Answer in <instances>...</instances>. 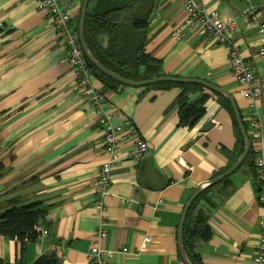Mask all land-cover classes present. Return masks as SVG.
Masks as SVG:
<instances>
[{
	"label": "crops",
	"instance_id": "0c3cea01",
	"mask_svg": "<svg viewBox=\"0 0 264 264\" xmlns=\"http://www.w3.org/2000/svg\"><path fill=\"white\" fill-rule=\"evenodd\" d=\"M60 1L72 11L76 27L84 0ZM151 1L145 0L144 14L140 10L138 15L148 22L137 32L146 40L145 52L162 60L165 76L207 80L230 93L245 119L248 102L231 71L228 47L213 43L194 25L184 27L177 40L175 32L187 20L183 0ZM202 1L219 18L238 19L231 39L259 75L264 61L257 54L264 49V35L241 17L246 5L241 0ZM251 1L264 6V0ZM60 39L34 0H0V209L8 208L10 199H18L19 207L41 201L39 223L48 231H36L38 238L24 245L1 236L6 264H36L43 256H54L58 264H89L98 243L95 182L110 157L101 116L75 91V70L60 62L67 54ZM98 39L107 46V36ZM91 71L95 89L110 103L111 123L120 126L132 119L148 143L140 158L133 157V137L118 147L109 191L102 198L108 218L104 257L109 264H184L178 247L184 208L201 184L234 162L240 149L225 96L190 86L188 102L209 98L194 127L180 126V87L158 90L153 86L159 83L137 87L119 82L122 86L108 89ZM261 112L264 119V90ZM211 118L214 127L203 132ZM250 169L245 165L229 177L233 189H213L201 199L197 211L205 212L213 229L211 239L198 244L201 264H254L264 207Z\"/></svg>",
	"mask_w": 264,
	"mask_h": 264
},
{
	"label": "trees",
	"instance_id": "16d2710c",
	"mask_svg": "<svg viewBox=\"0 0 264 264\" xmlns=\"http://www.w3.org/2000/svg\"><path fill=\"white\" fill-rule=\"evenodd\" d=\"M146 2L152 1L146 0ZM136 5L137 9L135 8ZM140 10H142L140 15L143 16L145 0H90L85 19V37L91 54L108 70L128 80H149L165 76L162 60L145 52L146 40L142 39L140 35L137 34V32L141 30L144 31V29L148 27L147 18L138 16ZM76 30L79 33V24L76 26ZM100 36H107L108 44L106 47L100 43L98 39ZM87 63L106 88L115 89L116 86H122V84L93 66L88 58ZM140 68L144 69L143 73L140 72ZM190 86L203 88L200 84L180 82H163L153 86V88L158 90H168L172 87H180L182 89L181 95L177 100L182 103L180 126L185 125L194 127L203 116V105H205L209 98L208 95H201L195 102H188L190 93L192 92V87ZM222 98L225 107L234 117V126L238 133V144L240 146L237 158L229 166L231 167L243 154L245 142L235 119L233 108L225 97ZM130 120L135 124L132 119ZM242 120L248 131V125L243 115ZM140 138L146 141L142 136H140ZM133 157L135 156L133 155ZM245 165L251 166L249 174L255 178V185H257L258 180L254 167V155L251 150L237 171L242 169ZM227 169L224 170L222 174L227 171ZM229 188L230 190L233 189V183L230 178H225L219 184L206 188L195 199L188 211L184 225L183 245L192 264H201L197 253L198 244L201 241L210 240L213 235V229L210 224L206 222L205 212L203 210L197 211L200 205L199 203L201 199H207V195L212 192L213 189L225 191ZM209 201L210 200H208V202ZM219 202L218 204L221 205L222 200L220 199ZM6 203L8 208L4 210L0 209V237L18 238L22 245L26 244L28 241H35L39 236L35 227L40 224L39 221L44 213L43 203L41 201H35L21 207L18 206L20 203L18 199H10ZM209 204L214 206V208L218 207L213 201H210ZM0 264H6L1 256ZM36 264H58V261L54 256H43Z\"/></svg>",
	"mask_w": 264,
	"mask_h": 264
},
{
	"label": "built area",
	"instance_id": "2783aa9c",
	"mask_svg": "<svg viewBox=\"0 0 264 264\" xmlns=\"http://www.w3.org/2000/svg\"><path fill=\"white\" fill-rule=\"evenodd\" d=\"M34 1L38 3L42 11H46L49 14L61 41L69 49L68 55L70 58H67V62L80 78L79 85L82 93L101 116L106 151L108 150V152L112 153L109 160L101 166V171L97 174V181L95 182L98 195L96 210L99 214L98 243L91 249L88 256L89 264H109L104 257L106 250L102 248V242L108 235L106 230L108 218L103 213L102 198L109 191L111 172L114 164L118 161L116 152L119 142L113 141L112 136L115 137L116 132L122 128L130 131V136L133 137L135 146L133 155L136 158L142 157L148 149V144L140 138L141 134L138 127L130 119H127L122 126H114L111 123V117L106 110L110 103L94 87L93 74L80 45L79 33L73 22L72 11L62 7L59 0ZM241 1L246 5L241 17L245 18L246 21L257 28L259 33L264 35V7L256 5L251 0ZM183 2L187 20L183 27L176 30V39H181L184 27L194 25L201 33L209 36L213 43L225 45L229 49L231 71L237 80L240 94L248 102V112L245 121L248 125V136L258 177V200L264 207V119L261 112V98L264 90V65L259 75L255 73L251 62L243 57L239 46L232 41L231 36L238 25L237 18L229 20L219 18L217 13H211L208 10L202 0H183ZM257 57L264 61V49L258 52ZM260 228L261 233L256 246L254 264H264V214L260 218ZM35 230L38 233H48L41 224L37 225ZM149 240L150 238L146 237L144 242ZM123 251L128 252V249L126 248Z\"/></svg>",
	"mask_w": 264,
	"mask_h": 264
},
{
	"label": "water",
	"instance_id": "95a60500",
	"mask_svg": "<svg viewBox=\"0 0 264 264\" xmlns=\"http://www.w3.org/2000/svg\"><path fill=\"white\" fill-rule=\"evenodd\" d=\"M90 0H84L83 3V8H82V13H81V19H80V23H79V38H80V43L82 46V49L86 55V57L88 58V60L91 62V64L93 66H95L98 70H100L102 73L106 74L107 76L111 77L112 79L121 82L123 84L129 85V86H137V87H141V86H147L150 84H155V83H161V82H180V83H196V84H200L202 86H204L205 88H207L208 90H210L211 92H216V93H220L222 95H224L230 102L233 111L235 113L236 116V120L240 129V132L243 136L244 142H245V148H244V152L243 154L240 156V158L237 160V162L231 166L227 171H225L223 174H221L220 176L215 177L214 179L201 184L196 191L193 193V195L190 197V199L188 200L181 220H180V224H179V228H178V247H179V252L180 255L183 259L184 264H192L186 254V251L184 249V245H183V232H184V225H185V221L187 218V214L189 209L191 208V205L193 204V202L195 201V199L208 187L210 186H214L219 184L220 182H222L225 178H229L233 173H235L242 165V163L244 162V160L246 159V157L249 155L250 150H251V143H250V138L248 136V131L246 130L244 124H243V120H242V114L238 108V105L234 99V97L228 93L227 91H225L224 89L220 88L219 86L214 85L213 83L207 81V80H200V79H193V78H176V77H172V76H165V77H160V78H154L152 80H147V81H143V82H135V81H131L128 79L123 78L122 76L113 73L112 71L108 70L105 66H103L101 63H99L90 53L87 42H86V37H85V19H86V14H87V10H88V4H89ZM214 118H211L210 120H208L207 124L202 128L203 132L208 131L210 128L214 127V123H213Z\"/></svg>",
	"mask_w": 264,
	"mask_h": 264
},
{
	"label": "rangeland",
	"instance_id": "374dc122",
	"mask_svg": "<svg viewBox=\"0 0 264 264\" xmlns=\"http://www.w3.org/2000/svg\"><path fill=\"white\" fill-rule=\"evenodd\" d=\"M59 2L61 3V1L59 0ZM44 12H46V11H44ZM47 13V12H46ZM47 15L49 16V14L47 13ZM61 40V39H60ZM62 44V43H61ZM63 45L65 46V44L63 43ZM65 48H66V51H67V54L64 56V57H62V59L60 60V62L61 63H63V64H66L67 66H70L69 64H68V62H67V58H70L69 57V55H68V53H69V49L65 46ZM72 67V66H71ZM73 68V67H72ZM79 81H80V78H79V76L76 74V84H77V86H76V89H75V91L79 94V95H82V96H84V94L82 93V91H81V88H80V85H79ZM120 126H122V125H120ZM105 138V137H104ZM110 138V137H109ZM126 138H132L131 136H130V131H127V130H124V128H122L121 130H119V131H117L116 132V136L115 137H113L112 136V140L113 141H118L119 142V144H118V146H117V149H118V147L120 148V144H121V142L124 140V139H126ZM107 155H108V153H109V156L108 157H110V155L112 154L110 151L108 152V150L105 152ZM116 157H117V159H119L118 158V150H117V152H116Z\"/></svg>",
	"mask_w": 264,
	"mask_h": 264
}]
</instances>
